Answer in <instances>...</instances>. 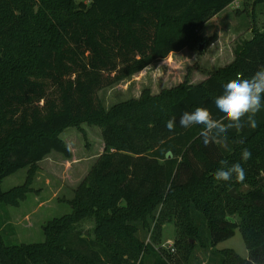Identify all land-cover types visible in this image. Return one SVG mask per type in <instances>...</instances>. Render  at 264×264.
I'll use <instances>...</instances> for the list:
<instances>
[{
	"label": "trees",
	"instance_id": "obj_1",
	"mask_svg": "<svg viewBox=\"0 0 264 264\" xmlns=\"http://www.w3.org/2000/svg\"><path fill=\"white\" fill-rule=\"evenodd\" d=\"M235 1L0 0V206H17L27 191L5 193L7 176L29 168L30 181L53 151L72 157L60 137L66 128L98 125L105 142L70 200L71 213L47 223L43 242L13 244L0 234V264H188L196 248L210 251L209 264H264V109L255 129L228 132V148L205 146L201 126L178 123L198 106L222 115L213 101L223 85L264 68V27L254 26L252 38L236 44L235 59L198 84L188 69L178 86L145 89L109 109L99 95L157 59L201 50L200 31ZM244 148L252 153L246 162ZM221 161L241 163L245 181L215 180ZM245 184L246 193L229 194ZM168 216L177 218L175 252L162 244L157 251L153 233ZM89 218L96 223L91 240L77 228ZM140 223L150 242L139 236ZM237 228L248 257L211 249Z\"/></svg>",
	"mask_w": 264,
	"mask_h": 264
},
{
	"label": "rangeland",
	"instance_id": "obj_2",
	"mask_svg": "<svg viewBox=\"0 0 264 264\" xmlns=\"http://www.w3.org/2000/svg\"><path fill=\"white\" fill-rule=\"evenodd\" d=\"M254 26L264 27V0H236L209 20L200 31L202 50L185 48L167 58L157 59L139 73L102 89L99 95L103 105L109 109L116 103L139 98L145 89H149L152 94H158L164 89L178 86L185 80L188 69H191L190 82L196 72L207 77L208 73L235 59L236 44L252 38ZM199 78V75L195 76L193 82L199 81ZM60 137L72 151L71 158L53 151L37 164L30 181L29 168H22L2 181L5 193L27 186L25 198L19 200L17 206L8 202L0 206V234L8 243L43 242L44 227L51 220L71 213L70 200L74 197L75 190L105 150L101 127L88 122L81 123L80 128H66L60 133ZM249 188L247 184L241 185L236 192L244 194ZM232 218L239 220L237 215ZM164 220L166 223L162 229L153 233L160 235L154 240L157 251L160 244L169 250L170 245H174L177 218L168 216ZM95 227L94 218L82 220L77 225L78 230H81L88 240L95 238ZM140 227L139 236L150 242V236L153 238V235L142 228L141 223ZM224 248H232L241 256H248L239 228L233 237L219 242L211 249L219 252ZM209 252L196 248L188 264H203L209 260Z\"/></svg>",
	"mask_w": 264,
	"mask_h": 264
},
{
	"label": "clouds",
	"instance_id": "obj_3",
	"mask_svg": "<svg viewBox=\"0 0 264 264\" xmlns=\"http://www.w3.org/2000/svg\"><path fill=\"white\" fill-rule=\"evenodd\" d=\"M213 103L222 114L219 118H214L209 108L198 106L194 111H184L179 116L178 123L183 128L201 126L200 137L205 146L217 143L228 148L230 130L240 132L245 127L255 129L258 126L256 116L264 109V68L247 79L240 78L238 74L237 78L223 85L222 94L217 96ZM176 123L177 117L173 116L167 121L166 129L173 132ZM239 142L243 144L244 140ZM251 156L250 150L242 149V161H248ZM220 163L221 167L214 173L215 180L228 182L234 179L238 183L245 181L246 171L241 163L232 164L230 167L227 161Z\"/></svg>",
	"mask_w": 264,
	"mask_h": 264
},
{
	"label": "crops",
	"instance_id": "obj_4",
	"mask_svg": "<svg viewBox=\"0 0 264 264\" xmlns=\"http://www.w3.org/2000/svg\"><path fill=\"white\" fill-rule=\"evenodd\" d=\"M175 54V53H174ZM233 59V58H232ZM199 75L200 78L198 79L199 81H196L195 83L193 82V79L195 78V76ZM206 77H204L203 75L198 74L197 72L195 73V75L193 76V78L191 79V83L192 84H198L200 82H202ZM248 257V256H247ZM203 264H207V260L203 263Z\"/></svg>",
	"mask_w": 264,
	"mask_h": 264
},
{
	"label": "water",
	"instance_id": "obj_5",
	"mask_svg": "<svg viewBox=\"0 0 264 264\" xmlns=\"http://www.w3.org/2000/svg\"><path fill=\"white\" fill-rule=\"evenodd\" d=\"M200 49H203V44L200 45ZM229 194L235 198L239 197V194L236 192L235 188H232L231 190H229Z\"/></svg>",
	"mask_w": 264,
	"mask_h": 264
},
{
	"label": "built area",
	"instance_id": "obj_6",
	"mask_svg": "<svg viewBox=\"0 0 264 264\" xmlns=\"http://www.w3.org/2000/svg\"><path fill=\"white\" fill-rule=\"evenodd\" d=\"M170 250H171V252H175V249H174L173 245H170Z\"/></svg>",
	"mask_w": 264,
	"mask_h": 264
}]
</instances>
